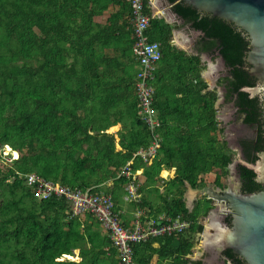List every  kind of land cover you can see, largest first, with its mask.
Listing matches in <instances>:
<instances>
[{
    "label": "trees",
    "instance_id": "16d2710c",
    "mask_svg": "<svg viewBox=\"0 0 264 264\" xmlns=\"http://www.w3.org/2000/svg\"><path fill=\"white\" fill-rule=\"evenodd\" d=\"M110 1L131 16L127 2ZM170 2L185 24L203 35L198 54L190 55L173 45L170 23L157 17L151 21L150 40L159 43L163 53L153 83L163 122L162 144L152 164L138 159L133 169H143L141 191L156 188L162 203L154 209L143 198L133 205L164 214V224L181 218L191 226L183 234L137 245V264H203L191 255L211 205L200 201L190 211L186 186L223 189L232 163L217 119L218 91L210 90L203 78V53L225 60L229 76L222 83L228 97L237 96L238 105L248 106L251 121L260 117L258 100L244 91L257 86L245 70L248 36L184 2ZM96 3L0 0V151L9 145L19 153L18 160L6 165L0 158V264H119L117 250L107 232H100L98 220L90 215L71 219L66 198L39 201L25 179L36 174L73 189L94 188L96 194L111 195L120 212L128 181L117 179V174L138 150L150 145V133L138 115L133 28L120 48L121 57L100 55L96 41L106 33L95 32ZM145 12L152 16V7L147 4ZM113 127L120 128L118 133H107ZM165 169L176 172L161 191ZM240 171L246 193L263 190L254 170ZM175 240L178 247L173 246ZM74 251L79 261L67 259ZM226 255L232 264H246L230 250Z\"/></svg>",
    "mask_w": 264,
    "mask_h": 264
},
{
    "label": "built area",
    "instance_id": "2783aa9c",
    "mask_svg": "<svg viewBox=\"0 0 264 264\" xmlns=\"http://www.w3.org/2000/svg\"><path fill=\"white\" fill-rule=\"evenodd\" d=\"M127 2L131 7V24L135 36L133 56L137 67L136 97L138 100V115L151 135L150 145L138 150L133 159L117 174V179L125 178L128 183L125 187V201L128 203H141L142 183L139 177L143 169H133L136 160L145 164H152L158 156L162 144L161 130L163 122L159 116L156 104V89L154 86L155 75L159 63L163 57L162 48L159 43L150 40L149 31L153 18H161L160 12L148 15L145 10L147 4L155 6L156 0H121ZM153 9V7H152ZM173 40V44H174ZM0 158L2 164H7L19 159V153L13 151L9 146L1 149ZM26 184L33 188L37 199L40 201L57 196L66 198L71 203V219L92 216L98 220L107 232L114 248L118 253L119 264H137L135 260V247L149 240L183 234L191 226V223L181 218L167 220H151L139 213L133 226H126L120 212L116 210V203L111 195L104 193L96 194L94 188L85 190L63 186L52 181H46L36 174L25 176ZM109 185H112L110 183Z\"/></svg>",
    "mask_w": 264,
    "mask_h": 264
},
{
    "label": "water",
    "instance_id": "95a60500",
    "mask_svg": "<svg viewBox=\"0 0 264 264\" xmlns=\"http://www.w3.org/2000/svg\"><path fill=\"white\" fill-rule=\"evenodd\" d=\"M175 30L180 28L184 20L174 11L170 0H156ZM203 13L234 24L250 40V50L247 54L245 70L257 80L254 88L244 90L252 96L264 97V0H178ZM158 4V5H159ZM153 13L158 10L153 8ZM195 31V30H194ZM198 35L202 32L195 31ZM223 65L225 60L221 57ZM205 77V76H203ZM264 114V112H263ZM184 198L188 205H195L199 196L205 195L217 205H222V212L231 216V225L221 224V246L223 252L230 250L246 264H264V191L245 194L235 191L232 185L224 189L214 185L203 189H194L187 184ZM179 241L175 240L174 247Z\"/></svg>",
    "mask_w": 264,
    "mask_h": 264
},
{
    "label": "flooded vegetation",
    "instance_id": "af4514ba",
    "mask_svg": "<svg viewBox=\"0 0 264 264\" xmlns=\"http://www.w3.org/2000/svg\"><path fill=\"white\" fill-rule=\"evenodd\" d=\"M200 37H201V35H199V37H197L194 40L195 49H198ZM205 54H208V53H203L202 55H205ZM247 66L248 65H246L245 68ZM225 69L226 70L222 73L223 77L221 79V82H223V80L227 79L229 76V68L226 66ZM245 92H247V91H245ZM250 98H252V99L256 98L259 102V105H260V110H259L260 117L255 121L250 120V118L252 117V112L251 113L249 112L248 106L241 107L240 105L237 104V96L236 97H231V96L228 97V90L225 88V85H224L223 96L221 95V97H219V100L216 104L218 121L223 119L222 117L224 116L225 107L230 106V108H231V114L227 115L228 118H225L223 120L224 124L226 125V128L230 124L235 125L236 122L240 123L241 128L238 131L239 134L237 136V139L234 141V143H235L234 146L237 147V150L235 152H236V155H238V157H235V155L233 154V149L231 148L232 142H230L226 139H225V141L227 143L229 155L232 158V163L229 166L228 170L232 167V165L235 167V170H236L237 175H238V181L240 183V190L242 193H245V194H249V193L245 192L248 189H247V185L242 183L240 167H247V168L254 170L257 173V182L261 185V187H263L262 191H264V178H261L260 174H258V172L254 168L250 167V166L256 165L258 162H260L262 160V157H264V114H263V112H264V97L262 95L252 96L250 94ZM218 105H219V107H218ZM221 128L224 129V133H223V136H224L226 133V129L224 127H221ZM262 170H263V168H262ZM228 179H229V173H228V175L225 179V182H224L225 187L227 186ZM197 189H203V188H197ZM201 196L198 197V199L196 200L195 203L197 204L200 201L201 202H207V201L209 202V204L211 205V210L209 211L207 216H209L213 211H216L218 213L220 212V210H221L220 206H222V205H217V204L213 203L205 195L203 196V198H201ZM186 201L189 202L188 199ZM187 202H186V204H188ZM196 204L192 205V206L188 205L187 207L190 209V211H192L196 207ZM218 218L220 220H222L225 224L231 225L232 220L228 221L229 219H231V216L229 214H224L223 212H221V213H219ZM218 226L221 229V226L220 225H218ZM220 237L217 239L216 242H214L217 245L216 247L220 246V244H219ZM220 256L226 264H232L227 259L226 251H223L220 254ZM193 261H196V260H193ZM203 264H205V263L203 262Z\"/></svg>",
    "mask_w": 264,
    "mask_h": 264
},
{
    "label": "rangeland",
    "instance_id": "374dc122",
    "mask_svg": "<svg viewBox=\"0 0 264 264\" xmlns=\"http://www.w3.org/2000/svg\"><path fill=\"white\" fill-rule=\"evenodd\" d=\"M156 3L153 8H156L158 12L162 11L160 10V4ZM162 18H167V16L163 13H161ZM169 23L173 24V20H168ZM180 23V28L176 30L177 37H174V41L176 42L175 45L179 49L186 50L190 54H196L197 49H195L194 46V40L199 37V35L190 27V25H187L183 23L182 21H179ZM2 41V36L0 34V42ZM4 53L6 55H10L9 51L7 49H3ZM203 58L205 59V70L203 74L206 76V81L209 84V87L212 88L213 90H217L219 97L221 95L223 96L224 92V84L221 82V79L223 77L222 73L226 70L221 57L218 54H205L202 55ZM219 107V105H218ZM224 116L220 120V126L224 127L226 129V133L224 135V140H228L231 143V148L233 149V154L235 157H238L236 155V150L237 147L234 146V141L237 139L238 136V131L240 130V123L236 122V124H228L229 126L226 128V125L224 124V119L228 118L227 115L231 114V108L230 106H226L224 110ZM223 123V124H222ZM239 123V124H238ZM254 168L258 174H260L261 178H264V157H262V160L258 162L254 166H250ZM263 168V170H262ZM164 177H167V175H163ZM169 180L170 177H167ZM232 185L235 191H241L240 190V183L238 181V175L235 170V167L232 165V167L229 169V179L227 182V186ZM107 188V187H106ZM204 195L201 196L203 198ZM40 201V199H38ZM221 210L219 213L222 212V206H220ZM213 213V214H212ZM209 216L205 217L201 222L204 225V231L202 234H199L195 237V246L193 248V254L191 255V259L196 260V261H203L205 264H226L220 254L222 253L217 245L214 243H207L205 239V234L209 230V235L210 237L214 238L216 236V230L215 228L212 227L213 224H218L221 226L224 225V222L218 218L219 213L216 211H213ZM156 215V214H155ZM84 219L86 218L83 217ZM215 233V234H214ZM214 255V256H213ZM67 259L71 261H79V255L77 251H74V255L71 257H67Z\"/></svg>",
    "mask_w": 264,
    "mask_h": 264
},
{
    "label": "crops",
    "instance_id": "0c3cea01",
    "mask_svg": "<svg viewBox=\"0 0 264 264\" xmlns=\"http://www.w3.org/2000/svg\"><path fill=\"white\" fill-rule=\"evenodd\" d=\"M96 1L97 3L95 7H96L97 14H95L94 22L97 23L96 25L97 27L95 29V32L98 34H102L104 32L106 33L105 38L98 39V41H96V48L98 50V53L100 55H104L105 57H112V58L119 57V56L121 57L120 48L124 47L127 44L126 36L130 32V29H132L131 16L128 11L124 10L117 3H112V1H110L109 3L108 0H96ZM176 33L177 32L174 29V32H173L174 37H177ZM175 43L176 42H174L173 45H175ZM197 54L198 53L190 54V55H197ZM201 58H202L203 63H205L204 62L205 59L203 58V56H201ZM133 59H134V56H133ZM122 61L127 64L129 62V59L124 58L122 59ZM135 68L137 70V67ZM203 76L205 75L203 74ZM203 78L206 80V76ZM209 89L213 90L210 87ZM119 129H120L119 127H113L109 131H107V133L117 134ZM150 141H151V135H150ZM117 142H119V139H117ZM120 149H121L120 146L117 144V150H120ZM175 172H176L175 170L165 169L161 173V178L163 180L161 186H159V189L161 191L164 189V186H166V184L174 177ZM163 175H167V177H170V179L167 180L168 178L164 177ZM111 186L112 185H109V187ZM142 194H143L142 200L144 198V200L148 201L149 205L154 209L157 208V206L162 203L161 197L158 195L156 188L147 189L144 192H142ZM151 207H147L144 210H141L139 206L133 205V203L126 202L125 193H124L123 203L121 204V211H120L124 224L129 227L133 226L135 223L136 217L138 216L139 213H142L144 216L148 217V219H151V220H156V218L159 220L164 219V214L155 215L156 213H153V210L151 209ZM104 231L105 230L101 228L100 232L104 233Z\"/></svg>",
    "mask_w": 264,
    "mask_h": 264
},
{
    "label": "bare ground",
    "instance_id": "6f19581e",
    "mask_svg": "<svg viewBox=\"0 0 264 264\" xmlns=\"http://www.w3.org/2000/svg\"><path fill=\"white\" fill-rule=\"evenodd\" d=\"M152 7H153V6H152ZM212 227L215 228V230H216V236H215L214 238L210 237V235H209V230H208V231L206 232V234H205V239H206V242H207V243H214V242H216L217 239L221 236V229H220V227L218 226V224H213ZM214 234H215V233H214ZM219 244H220V246H221V237H220V239H219ZM220 246H218V247H220Z\"/></svg>",
    "mask_w": 264,
    "mask_h": 264
},
{
    "label": "clouds",
    "instance_id": "9594fccd",
    "mask_svg": "<svg viewBox=\"0 0 264 264\" xmlns=\"http://www.w3.org/2000/svg\"><path fill=\"white\" fill-rule=\"evenodd\" d=\"M5 146H9V145H5ZM5 146H3V147H5ZM10 147V146H9ZM11 148V147H10ZM12 149V148H11ZM13 150V149H12ZM13 151H15V150H13ZM1 152V151H0ZM16 152V151H15Z\"/></svg>",
    "mask_w": 264,
    "mask_h": 264
}]
</instances>
